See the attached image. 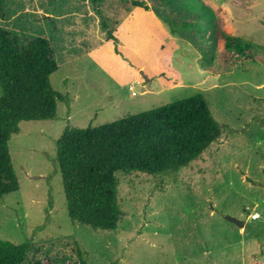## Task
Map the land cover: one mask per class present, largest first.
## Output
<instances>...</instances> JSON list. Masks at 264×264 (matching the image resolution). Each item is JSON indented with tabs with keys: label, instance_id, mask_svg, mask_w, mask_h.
I'll return each mask as SVG.
<instances>
[{
	"label": "rangeland",
	"instance_id": "1",
	"mask_svg": "<svg viewBox=\"0 0 264 264\" xmlns=\"http://www.w3.org/2000/svg\"><path fill=\"white\" fill-rule=\"evenodd\" d=\"M132 1L100 4L106 30L93 0H7L0 26L27 41L51 40L59 65L51 83L69 103L58 102L55 120L22 122L12 136L20 190L0 200V239H31L26 264L76 262L77 247L89 264H264V64L240 59L211 75L203 52L185 37L171 41L169 26ZM205 1L220 31L264 54V0ZM196 95L222 127L221 139L178 173H118L123 219L115 232L74 224L57 157L65 129Z\"/></svg>",
	"mask_w": 264,
	"mask_h": 264
},
{
	"label": "trees",
	"instance_id": "2",
	"mask_svg": "<svg viewBox=\"0 0 264 264\" xmlns=\"http://www.w3.org/2000/svg\"><path fill=\"white\" fill-rule=\"evenodd\" d=\"M93 0L104 29L108 23ZM123 1V0H122ZM151 3V5L149 4ZM131 7L153 10L172 34L185 37L203 52L211 75L234 69L241 60L264 64L250 42L224 33L205 0H134ZM7 0H0L4 13ZM110 41L116 38L109 33ZM59 70L50 39L24 40L0 26V200L18 192L9 143L22 122L55 120L58 102L68 97L56 91L51 76ZM222 137V127L202 95L84 129L67 127L57 141V157L70 220L94 230L115 232L123 219L118 173L167 176L189 168ZM32 240L16 245L0 239V264H26ZM88 252L77 247V261L89 264ZM31 264H62L50 258Z\"/></svg>",
	"mask_w": 264,
	"mask_h": 264
},
{
	"label": "water",
	"instance_id": "3",
	"mask_svg": "<svg viewBox=\"0 0 264 264\" xmlns=\"http://www.w3.org/2000/svg\"><path fill=\"white\" fill-rule=\"evenodd\" d=\"M230 221L232 223H234L235 225H237L238 227H241V228H245V226H246V223L245 222L240 221L238 219L231 218Z\"/></svg>",
	"mask_w": 264,
	"mask_h": 264
},
{
	"label": "crops",
	"instance_id": "4",
	"mask_svg": "<svg viewBox=\"0 0 264 264\" xmlns=\"http://www.w3.org/2000/svg\"><path fill=\"white\" fill-rule=\"evenodd\" d=\"M170 32H171V31H170ZM168 34H169V33H168ZM229 34H230V33H229ZM231 35H232V34H231ZM173 36L177 38V36H175L174 34L171 33V35H170L171 41H173V40L176 39V38H174ZM178 38H179V37H178ZM179 39H180V38H179ZM185 169H186V168H185ZM253 214H257V213H253ZM253 214H252V215H253ZM252 215H251V216H252ZM257 215H258V214H257ZM251 216H250V218H251ZM258 218H259V215H258ZM258 218H257V220H258ZM251 220H252V219H251Z\"/></svg>",
	"mask_w": 264,
	"mask_h": 264
},
{
	"label": "built area",
	"instance_id": "5",
	"mask_svg": "<svg viewBox=\"0 0 264 264\" xmlns=\"http://www.w3.org/2000/svg\"><path fill=\"white\" fill-rule=\"evenodd\" d=\"M257 218H258V215H257V214H253V215L251 216V219H252V220H257Z\"/></svg>",
	"mask_w": 264,
	"mask_h": 264
}]
</instances>
